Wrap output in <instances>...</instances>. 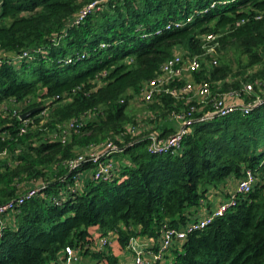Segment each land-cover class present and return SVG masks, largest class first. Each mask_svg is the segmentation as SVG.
I'll return each mask as SVG.
<instances>
[{
  "label": "trees",
  "instance_id": "1",
  "mask_svg": "<svg viewBox=\"0 0 264 264\" xmlns=\"http://www.w3.org/2000/svg\"><path fill=\"white\" fill-rule=\"evenodd\" d=\"M95 1L0 0V205L36 193L0 228V264H56L66 247L113 264L114 250L158 239L165 225L184 227L202 204L210 208V191L226 190L246 170L259 174L252 191L188 235L172 264H264V104L202 122L196 110L174 155L149 154L146 132L127 129L135 124L129 102L175 54L202 57L206 33L218 35L217 66L202 64L192 78L214 96L237 92L246 103L263 96L264 0H107L75 23ZM247 85L252 94L242 91ZM150 103L145 112L161 139L177 130L167 124L172 113L198 107L163 93ZM107 144L120 150L105 158L117 163L114 176L68 190L75 174L93 168L69 163ZM109 233L115 243L92 252Z\"/></svg>",
  "mask_w": 264,
  "mask_h": 264
},
{
  "label": "built area",
  "instance_id": "2",
  "mask_svg": "<svg viewBox=\"0 0 264 264\" xmlns=\"http://www.w3.org/2000/svg\"><path fill=\"white\" fill-rule=\"evenodd\" d=\"M106 1L107 0L95 1L85 7L75 23H79L88 14L99 11L101 5ZM191 21L192 16H189L185 19V22H177L173 25L169 24L166 26V29L169 30L172 26L174 28H179ZM200 38L204 45H210L208 52L214 51V48L219 45L218 35L214 33L203 34ZM23 56H26V54ZM207 63H209L210 66L215 67L217 66V59L211 56ZM202 64H205L204 61L197 56L188 57L185 54L177 53L160 67L158 75L153 80H150L143 85L140 95L145 103L152 102L157 95L163 93L178 101H193L198 106L187 112H174L171 114V119L175 121L178 127L176 132L169 137L161 139L153 130L148 131L145 129L144 131L146 133L144 134L148 135L149 140L147 148L149 154H176L181 148L183 138L189 132L190 126L193 124L192 115L196 110L202 113L199 117V121L202 122L211 120L215 117H225L237 111H240L243 114H248L254 107L264 104V93L263 96L257 97L253 101L247 103L239 99L241 94L237 92H227L214 96L208 83H198L191 77V75L200 70ZM176 80H181L183 84L179 86L175 85L174 82ZM256 85L258 88L261 86L259 82H256ZM242 91L246 94H252L254 92L251 85L245 86ZM28 122L29 120L25 121V123ZM128 130L131 134L137 136L142 134V132L136 127H132ZM24 132L25 129L23 128L20 133ZM118 152H120V150L117 147L107 144L97 151H88L79 155L75 160L69 163V167L74 169L78 167L80 163L89 161L94 166L91 178L95 181L106 180L114 176L118 165L112 160V158H105ZM263 167L264 159L261 161L258 170L263 169ZM258 178V172L246 170L243 172V176L236 182L235 189L231 195H229L226 200L219 202V204L203 216L196 217L194 220L188 222L184 227L179 229L171 228L167 225L163 226L158 239L143 237L132 239L124 249L132 254L131 260L127 264H172L173 249L180 247L185 242L188 235L204 230L217 218L222 217L229 209L235 207L238 196H244L250 193L253 186L257 183ZM72 183L73 185L69 186L68 190L75 193L84 183V172L75 174L72 177ZM35 194V191L31 190L23 198L14 203L0 205V228L6 227L8 224L6 221L16 207L20 206L25 200L33 198ZM52 202L58 204V200L55 198L52 199ZM8 215L10 216L8 217ZM116 238V235L113 233H109L107 236L99 238L95 246L91 248V251H107ZM138 239L153 240L151 249H148L149 247L141 248L135 246ZM81 257L82 256L78 250L66 247L59 255L56 264H79Z\"/></svg>",
  "mask_w": 264,
  "mask_h": 264
},
{
  "label": "rangeland",
  "instance_id": "3",
  "mask_svg": "<svg viewBox=\"0 0 264 264\" xmlns=\"http://www.w3.org/2000/svg\"><path fill=\"white\" fill-rule=\"evenodd\" d=\"M203 54H202V57H199L200 59H202L204 61V63H207L209 60H210V57L213 56V58H216L217 59V56H220V52H218V49H219V45L218 47L214 48L215 50L214 51H209V47L210 45H204L203 43ZM223 54V52L221 53ZM229 59L231 60L232 62V66L233 68L236 67V62H235V59H236V55L233 54V50H230L228 53H227ZM208 59V60H206ZM192 77V75H191ZM187 78V77H186ZM194 79V78H193ZM229 81L228 80H225L224 83H228ZM215 86H217V90L219 91H223L221 89V86H222V83H219V84H215ZM224 93H227L228 91H223ZM152 103L148 104V103H144L141 95L140 96H137L135 97L133 100H131L129 102V111L131 113V115L134 116V122L135 124L132 125V124H129L127 125V129H130L132 127H136L138 128L141 132H144V130H148V131H151V128L154 127L155 125H152L150 124V120H152L154 117H149L150 115L148 113L145 112V108H147L149 105H151ZM172 124H176L175 121H172L170 122ZM178 127V125H176ZM113 160V159H112ZM114 161V160H113ZM116 163V162H115ZM117 164V163H116ZM93 170H94V166L91 170L87 171V174H88V177H91L92 173H93ZM89 172V173H88ZM85 175H84V180H85ZM235 189V188H234ZM233 189V190H234ZM211 192V191H210ZM208 193V197H210L211 195H213V193ZM10 215H8L9 217ZM8 223V220L6 221ZM135 246H138V247H141V243H136ZM127 258V257H126Z\"/></svg>",
  "mask_w": 264,
  "mask_h": 264
},
{
  "label": "crops",
  "instance_id": "4",
  "mask_svg": "<svg viewBox=\"0 0 264 264\" xmlns=\"http://www.w3.org/2000/svg\"><path fill=\"white\" fill-rule=\"evenodd\" d=\"M167 124L170 128L177 129V126H176L177 124H172L170 122H168ZM160 126L161 125L157 126V128L160 129ZM155 127L156 126L152 127L151 129H154ZM84 175H85V178H88L87 172H84ZM235 185H236V181H230L228 188L226 190L225 189L218 190V191L213 190V195L208 197V200H209L208 202H209L210 208L209 207L207 208V206L202 204V206L199 207L196 216L197 217L203 216L209 210H211L217 204H219V202L226 200L229 197V195H231V193L233 192ZM115 241L116 240H114L112 245L115 243ZM138 243H141V245H142L141 248L149 247L148 249H151V245L153 243V240H151V239H146V240L138 239ZM112 255L114 256V260H116L115 262H112L113 264H127L130 262L131 256H132L131 252H128L126 250H120L119 252L117 250H114L112 252ZM110 256H111V254H110ZM113 256H111L110 258H112ZM79 264H103V263L99 262L98 259L92 257L91 254H89L87 256H82Z\"/></svg>",
  "mask_w": 264,
  "mask_h": 264
},
{
  "label": "water",
  "instance_id": "5",
  "mask_svg": "<svg viewBox=\"0 0 264 264\" xmlns=\"http://www.w3.org/2000/svg\"><path fill=\"white\" fill-rule=\"evenodd\" d=\"M39 110H40V109L37 108V109H32V110L28 111L27 113H25V114H23V115L21 116V120H25V119H27L28 117L32 116L33 114H35V113L38 112Z\"/></svg>",
  "mask_w": 264,
  "mask_h": 264
}]
</instances>
